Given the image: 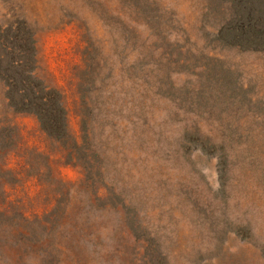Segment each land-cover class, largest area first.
Listing matches in <instances>:
<instances>
[{
  "label": "rangeland",
  "instance_id": "obj_1",
  "mask_svg": "<svg viewBox=\"0 0 264 264\" xmlns=\"http://www.w3.org/2000/svg\"><path fill=\"white\" fill-rule=\"evenodd\" d=\"M0 264H264V0H0Z\"/></svg>",
  "mask_w": 264,
  "mask_h": 264
}]
</instances>
